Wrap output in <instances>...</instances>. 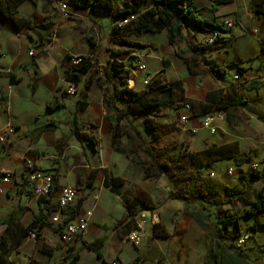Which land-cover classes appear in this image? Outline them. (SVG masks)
<instances>
[{
    "label": "crops",
    "instance_id": "1",
    "mask_svg": "<svg viewBox=\"0 0 264 264\" xmlns=\"http://www.w3.org/2000/svg\"><path fill=\"white\" fill-rule=\"evenodd\" d=\"M27 2L28 0L22 1L17 6L16 15L29 18L35 24L43 23L50 17L55 22V27L65 25L62 18L46 12L44 0ZM119 2L122 3L123 0ZM183 4L196 10L199 17L209 24H220L224 19L230 18L234 26L228 31H223L222 39L213 46H202L203 32L192 28L183 30L184 39L176 44L168 42L166 29L155 33L163 35L162 43L143 38L146 34L154 33L128 36L130 40L145 44L138 52L144 54L147 63L155 62L153 71L148 73L150 78L170 69L174 58L180 61L179 67L185 69V76L179 79L184 84V97L191 104L194 114L188 125L181 129L188 133L205 130L200 121L204 108L209 105L207 96L210 93L214 96H230L234 92L244 100V104L226 110L225 118L228 116L229 122L239 119L243 125L260 123L264 130V0H183ZM85 9L97 22L109 21L111 30L119 22L107 16H95L87 8L71 9V13L79 15ZM4 11L7 13V8H4ZM6 13L3 15L0 12V130L10 123L14 126L15 133L7 150H3L0 145V175L5 171L11 172L10 181L0 184L3 190L0 193V235L5 233L7 236L2 264H52L53 260L60 253H66L69 247L72 248L71 255L79 256L77 264H130L138 253L146 255L149 248L157 251L155 254L148 252L147 258L151 263L157 260L160 264H243L242 257L238 253L234 254L237 251L235 247H238L236 243L231 246L228 237L221 239L224 236L218 238L216 234L215 238H212L215 234L206 232L207 223L210 222L213 229L215 227L213 214L203 206L168 197L172 186L167 179L164 183H169L170 186L166 188L164 201L162 200L160 205L156 204L158 186L153 180L144 178V156L142 152L132 153L131 149L137 146V141L131 135L119 134L116 144L112 145L109 122L105 119V134H100L101 137L94 134L97 143L93 146L87 140L79 141L70 134L71 113L76 102L73 103L65 97L63 107L54 110L46 108L55 96L60 95L61 83L66 84L62 70L66 71L70 63L69 59L64 61L63 58L66 53L74 51L77 40H81V37L68 33L62 27L58 34L54 30L56 38L41 45L36 31L28 27L15 29ZM59 23L62 24L58 25ZM188 45L197 46L198 57L223 65L225 72H209L199 63L195 74L188 73L183 59L176 55L178 49ZM30 49L34 50V60L28 55ZM168 55H171L170 61L164 65ZM203 68L206 70L202 74L201 71L198 73V70ZM237 72L240 78L234 81L232 77ZM34 78L35 89L32 87ZM250 82L255 83L254 87H246ZM137 83L138 80H135L134 85ZM203 90L205 94L200 99ZM89 93L87 89L86 108L90 107ZM95 94L94 105H98L99 95L96 91ZM194 100L200 103L202 111L198 112ZM100 101L102 103V95ZM68 107V112L63 116L55 114ZM225 118L218 122L217 129H221L222 136L245 134L242 129L235 127L234 131H230L227 125L224 126ZM50 121L53 126L45 127ZM63 124H66L65 130L62 128ZM141 135L149 141V135ZM103 137L104 142H101ZM237 139H240V136L234 135L231 142H236L239 150L244 151ZM212 143L230 141H213L207 147ZM28 159L42 174L51 175L57 186L70 185L80 188L79 197H82L83 201L76 214L72 215L69 211L64 213L59 208L53 209V204L56 205V192L48 199L49 203L38 202V197L31 191L32 182L28 181L23 172L24 161ZM106 174L121 180L116 189L118 194L110 185L104 184ZM137 195L154 206L152 212L142 211L150 222L147 228L148 243H145L147 237L141 238V244L125 240L128 232L124 224L130 225L133 219L138 218L128 213L127 205L133 202ZM75 205L67 210H71ZM87 212L90 214L86 215ZM258 214L260 222L264 223V212ZM39 215H44L45 219L36 238L28 235L19 237L17 228L27 226ZM138 215L140 216V213ZM11 216L16 218L8 224L3 223ZM53 217L58 220L52 221ZM72 218H85L86 231L80 238L65 246L60 240L59 232L64 222ZM259 226L255 234L264 232V228ZM228 231L229 227L222 233ZM100 239L103 240V262L83 244ZM259 239H262L261 235ZM249 244V251L254 248L259 250V258H256L255 262L262 264L264 243L255 240ZM148 245L150 247H147ZM63 259L66 262L69 260L64 257Z\"/></svg>",
    "mask_w": 264,
    "mask_h": 264
},
{
    "label": "trees",
    "instance_id": "2",
    "mask_svg": "<svg viewBox=\"0 0 264 264\" xmlns=\"http://www.w3.org/2000/svg\"><path fill=\"white\" fill-rule=\"evenodd\" d=\"M23 0H2L0 1V12L5 15L4 8H7V15L11 20L15 29L28 27L39 34L40 44L51 41L50 33L55 30V22L52 18L47 17L45 22L40 24L33 23L29 18H23L17 14V6ZM49 1V0H48ZM72 9L87 8L91 14L98 16L103 15L109 17L113 21H120L122 18L133 16L123 25H114L111 33L114 36L115 43L128 44L127 37L130 35L139 36L142 33H160L162 30H167L168 42L176 44L177 41L183 40V30L192 28L195 31L206 33L209 29L218 28L215 23L209 24L207 21L199 17L196 10L186 7L183 0H66ZM3 4V6H2ZM213 6V10H214ZM197 46L188 45L183 49H178L176 55L181 57L186 64L187 71L190 74L196 73V67L203 65L209 72L224 73L225 67L221 64L209 62L205 58L198 57ZM190 53V54H187ZM83 61L73 69H67L64 72V79L76 86L81 83L83 76L92 71V77L95 76L97 85L101 90L102 103L106 110L105 119L109 122V132L111 134L112 145L116 144L118 135L121 134V119L129 114L143 112L147 115L161 112L162 109L169 107L174 101L172 95V83L168 84L161 81V71L156 76L150 78L146 85L140 89L129 87L128 80L132 67H127L123 62L113 60L108 66L94 68L88 56H82ZM31 60H34L32 56ZM168 63L165 60V64ZM11 81H13L12 75ZM255 83L250 82L246 87H254ZM33 89L36 87V78L33 79ZM88 84L85 83L80 89L79 96L76 101L74 111L71 113L70 134L77 140H87L93 146L97 141L92 133L84 129L85 121L78 117V113L83 111L88 103L86 100ZM68 95L67 92L61 91L59 96H55L46 106L48 110L59 109L64 106V98ZM209 105L204 108L203 114L216 110H228L244 104V100L240 99L234 92L230 96H214L210 93L207 96ZM187 101V100H186ZM119 102L126 103L120 107ZM127 116V117H128ZM53 126V122H48L45 127ZM161 127L155 128L152 139L160 138ZM131 135L136 141L137 146L131 149L132 153L138 149L142 152L144 165V178L156 179L160 174H164L172 183L174 178L186 179L183 192L185 196L193 200H197L203 204H212L220 206L224 204L223 197L228 196V188L220 181L210 178H202L199 169L207 166L210 163L218 160L230 159L236 164H241L249 158V154L245 151H240L236 142L215 144L212 143L203 150V157L199 160L195 159V155L189 152H184L182 146L178 147H156L148 143L145 138L139 133ZM153 171L158 176H153ZM121 180L114 178L108 174L105 175L104 184L110 185V188L118 194L117 186ZM173 191L170 190L168 196H172ZM240 199V198H239ZM49 203L44 197H39L38 202ZM83 201L82 197L77 198V203L74 208L67 210L61 208L64 213L70 212L72 215L78 212V209ZM49 205V204H48ZM46 209H49V206ZM249 205L252 213L264 212V190H260L254 200L246 202ZM58 208V205L53 204V209ZM128 213L135 216L142 211L154 210L153 203L145 201V198L137 195L135 200L127 205ZM14 216H11L3 221L10 223ZM44 215H39L34 218L27 226L18 227L17 233L19 237H24L29 232H34L36 235L40 231L44 223ZM234 222L233 217L219 220L217 229V237H223L222 231ZM264 228V224L262 226ZM239 237V236H238ZM20 242V241H19ZM85 248L91 251L96 258L103 262L101 247L103 240L94 241L91 243L83 242ZM7 246V236L5 233L0 235V263L4 261V254ZM72 248H67L64 258L68 260V264H77L79 256L72 254ZM71 255V256H70ZM218 260V257H217ZM40 264V263H36Z\"/></svg>",
    "mask_w": 264,
    "mask_h": 264
},
{
    "label": "rangeland",
    "instance_id": "3",
    "mask_svg": "<svg viewBox=\"0 0 264 264\" xmlns=\"http://www.w3.org/2000/svg\"><path fill=\"white\" fill-rule=\"evenodd\" d=\"M30 1L33 3L36 1L38 2L39 0H28V2ZM44 4V6L46 7V12L52 13L53 16L56 15V17L58 18H62L64 20L63 22H65V25L61 27H55L57 34L59 30L64 27L68 33L76 34L77 37H81V40H77L74 51L72 53H66L64 55V61L66 59H69L71 55L88 56L94 69L100 68L101 66H108L113 60H117L123 62L127 67H132L133 71H135V59L133 58L131 53L134 51H140L141 49H143L145 44L130 40L128 37V44L115 43V41L113 40L114 36L111 33V29H109V21H95V19H92L90 17L86 9L81 11V14L79 15H74L73 13L71 14V17L64 18L62 17L61 12L57 7V0H44ZM61 24L62 23H59L58 25ZM143 38L145 40L153 41L156 43L163 42L162 34H146ZM68 45H70V43H68ZM160 50L161 49H159V52ZM144 52L147 54L146 51ZM165 56H167V54H165ZM170 58L171 55H168V57L166 58L168 63L170 61ZM143 61L146 65L148 73L153 71L152 69H154L156 65L155 62L148 61L147 63L144 56ZM179 62L180 61L174 58L172 60V67H170V69L168 70L165 69L161 74L162 82H166L168 84L172 83V95L174 97V101L169 105V107L164 108L161 112L155 114L147 115L143 112H136L133 114H129V116L127 115L128 117H122L120 128L121 134H136L135 132H139L140 134H147L150 136L148 142L156 147L176 148L180 145L182 146L184 152L194 154L195 159L197 160H200L203 157V150L209 143L213 141L218 143L226 141L231 142V139H233L234 135L238 137L240 136V139L237 140L241 143L244 151L249 154V158L246 161L242 162L241 164H236L233 160L230 159L218 160L199 169L202 178L218 180L228 188V196L223 197L224 204L220 206L203 204L199 201L191 199L188 196H185L183 188L186 179L174 178L173 180L175 181L172 183L164 174H160L158 176V174L153 171L152 175L158 177L156 179L150 180H153L154 184L158 186L155 196L156 204L160 205L161 201H164L166 188L171 184L173 195L168 197L178 198L186 203L196 204L199 207L203 206L205 210L213 214L215 217V230L212 228L210 222L206 224L205 229L207 233L210 234L212 232L213 234H215L212 238H215L216 236L215 231L220 225L219 220L233 217L234 222L230 224L228 232L222 233L224 237L221 239H226L228 237V239H230L229 243L231 244V246H234L235 243L237 244L238 236L240 237L244 234H247L250 238L248 237L247 241L240 247H235L237 251H235L234 254L238 253L242 257L243 264H259V262H255L256 258H259V250L254 248L252 251H249L248 247L251 245L249 243H253L255 240L264 243V232H262L261 234H255V232H257L256 228L259 226V224L262 225L264 223L260 222L259 214L252 213L250 211L249 205L245 204L246 202L254 200L260 190H264V130L261 128L260 123H248L243 125L240 124V122L238 121L239 119H236L234 121L230 120L229 122L227 116V118H225L226 123L224 126L227 125L230 131H234L235 128L242 129L245 134H223L222 136V134H220L221 129H217V132L213 134L207 133L205 130H201L199 133H188L183 131L177 124V118L179 114L178 107L182 102L186 101L183 92L184 84L182 83V80L179 79V77L182 78L185 76V69H181L179 67ZM168 63L164 65H167ZM205 70L206 69L204 68L200 69L198 70V73H200L201 71L202 74ZM64 72L65 70H62V76H64ZM136 80H138V83L134 85V89L142 88L140 85L142 84L141 78L138 77ZM85 83L88 84V90L90 91V107L84 109L83 111H80L78 116L83 118V120L85 121L84 129L89 133H92L93 135L105 134V109L100 101V88L96 83L95 76L92 77V71L85 74L81 83L76 86V96L66 95L65 97L70 99L73 103L76 102L79 96L80 89ZM60 88V91H64L66 88V84L61 83ZM95 91L97 92V95H99V101L97 103L98 105H94L96 95ZM204 94L205 90L200 93V99L204 97ZM194 101L197 106L198 112H200V103L197 100ZM125 104L126 103L119 102L120 107L125 106ZM68 109L69 107L66 109H62L55 114H60L61 116H63L68 112ZM163 125L167 126V128L161 127V130H165V133H161L160 131H158V134H160V138L157 140L152 139V134L155 128H159ZM62 128L63 130H65L66 124H63ZM101 139V142H104V137ZM137 152H141L140 149H138ZM252 161H256L261 164L260 169L256 172H250L249 170V164ZM239 165H242V167H238ZM229 167L233 169L231 175L226 173V169ZM166 179L169 183H171L165 185L164 180ZM136 216L138 218L133 219L130 225L124 224V227L126 228L128 233L133 229H138L137 222L140 220V216L138 215V213L136 214ZM145 219V223H143L139 228L140 231L137 240L139 244H141L140 242L142 237H147L145 239V243L149 242L147 228L150 225V222L148 220V217H146ZM262 220L264 222V217L262 218ZM262 226L259 227L262 228ZM259 235L262 236L261 240L259 239ZM147 247H150V245H148ZM147 250V254L150 251L153 254L157 252L152 248H149ZM243 252L245 253V255ZM147 254L145 255L144 253H138L137 257H135L130 264H160V261L157 260L151 263L147 258ZM64 256L65 251L60 253L57 258L53 260L52 264H68L63 259ZM262 259V264H264V258ZM230 261H232V259H230Z\"/></svg>",
    "mask_w": 264,
    "mask_h": 264
},
{
    "label": "built area",
    "instance_id": "4",
    "mask_svg": "<svg viewBox=\"0 0 264 264\" xmlns=\"http://www.w3.org/2000/svg\"><path fill=\"white\" fill-rule=\"evenodd\" d=\"M58 9L61 12V15L64 18L71 17V7L68 5L66 0H58ZM133 19V16L122 18L118 25L126 24L129 20ZM218 28L209 29L206 33H203V39H202V46H213L215 45L219 40L223 37V31H228L234 26V22L232 19H224L220 24H217ZM50 38H56V31H52L50 33ZM28 55L30 57L34 56V50L30 49L28 51ZM133 58L135 59L134 63V69L131 68L130 71V77L128 80L129 87H133L135 80L137 77L141 78V83L143 85H146L148 81L150 80V76L148 75V71L146 68V65L143 61L144 54L138 51H135L132 53ZM83 61L82 56L73 55L69 58V68L73 69L77 68ZM233 80L238 81L240 76L237 73L233 74ZM76 85L70 82H66V88L65 91L68 95L76 96L75 92ZM179 114H178V120L177 124L180 127H185L188 125L190 119L192 118L194 112L192 109L191 104L188 101L182 102L179 107ZM225 118V111L224 110H216L209 113H205L202 115L201 118V127L204 128L207 132L213 134L216 132L218 128V122H221ZM15 133V128L12 124L8 123L6 124L1 130H0V145L3 147V150H7V147L11 143V137ZM261 164H259L256 161H252L249 164V170L250 172H256L260 169ZM23 172L28 179L29 182H32V194L36 197H44L45 199H50L53 195V192H56V204L58 205V208H69L76 204L77 198L80 195V190L78 187L70 186V185H61L57 186L54 182L51 175L48 174H42L32 163L31 160H25L24 161V168ZM233 172L232 168H227L226 173L231 175ZM11 172L5 171L1 173L0 175V184H5L10 181ZM2 187L0 185V193H2ZM90 213L87 212L86 215H89ZM146 214L145 212L140 213V220L137 222L138 229H133L130 231L126 237V241L136 242L138 240L140 227L143 223L146 221ZM58 220L57 217H53L52 221L56 222ZM86 219L82 218H72L64 222L63 227L61 228L59 232V237L62 243L66 246L70 243H72L74 240L80 238L86 231ZM31 238H36V234L34 232H29L28 234ZM248 235L244 234L237 239V246L240 247L243 245L247 239Z\"/></svg>",
    "mask_w": 264,
    "mask_h": 264
}]
</instances>
